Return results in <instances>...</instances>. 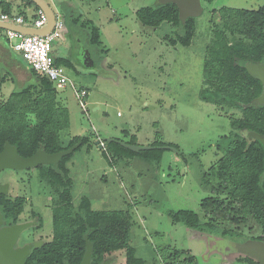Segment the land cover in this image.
I'll use <instances>...</instances> for the list:
<instances>
[{
	"label": "rangeland",
	"instance_id": "obj_1",
	"mask_svg": "<svg viewBox=\"0 0 264 264\" xmlns=\"http://www.w3.org/2000/svg\"><path fill=\"white\" fill-rule=\"evenodd\" d=\"M71 1L77 14L91 19L99 31L98 43L89 42V29L83 27L64 37L66 43H52L51 54L61 55L68 44L65 53L72 67L63 65L66 74L74 87L88 91L85 109L72 85L58 94L70 115L69 126L59 131L61 145L66 149L74 137H88L65 159L74 203L85 195L94 210L128 211L129 243L143 264H254L255 260L246 259L248 255L234 250L242 240L227 242L232 249L221 235L190 228L171 214L190 209L202 215L200 201L210 195L214 182L211 167L222 154L217 143L223 135H233L229 116L239 114L200 98L205 50L212 35L211 9H253L263 6L264 0H202L204 11L193 17L195 31L190 43L174 45L167 38L175 36L177 26L166 21L148 25L135 14L156 0ZM65 8L61 13L72 30L75 22ZM85 53L92 65H85ZM21 87L18 83L11 86ZM105 134L138 145L160 141L176 151L164 148L159 162L140 153L144 150L115 158L105 145L95 144ZM42 169H4L0 182L9 184L10 195L25 197L24 219L33 214L41 219V228L29 230L33 237L49 240L52 198L49 186L40 178ZM224 226L248 239L264 238V231L251 219L238 227ZM110 256L115 264L125 263L124 250Z\"/></svg>",
	"mask_w": 264,
	"mask_h": 264
},
{
	"label": "trees",
	"instance_id": "obj_2",
	"mask_svg": "<svg viewBox=\"0 0 264 264\" xmlns=\"http://www.w3.org/2000/svg\"><path fill=\"white\" fill-rule=\"evenodd\" d=\"M27 3L35 5L32 0ZM0 6L4 10L8 8L3 2ZM135 14L148 25L158 26L166 21L177 26L175 36L167 38L172 45L190 43L195 31L194 18L188 17L182 23L177 6L170 2H156L137 9ZM73 21L89 29L91 44L99 42L98 27L91 21L80 20L79 16H74ZM209 23L212 35L205 50L200 98L222 110H237L239 114L229 116L230 125L235 129L233 135H223L217 143V150L222 154L211 167L214 182L210 195L200 201L202 215L190 209L178 210L171 215L175 221L190 228L245 240L248 236H242L224 224L238 227L251 219L264 231V145L248 136L249 131L264 135V104L253 102L261 92V83L245 69L247 62L264 63V5L253 9L213 8ZM70 61L65 57L55 59L57 64L72 67ZM30 72L33 82L0 100V151L8 141L23 157L32 155L40 147L48 153L64 149L59 131L70 123L69 110L58 98L60 89L46 76L33 69ZM80 138L74 137L69 146ZM87 140L88 137L83 136L81 144ZM104 145L115 158L135 154L116 141ZM151 145L154 148L140 153L159 162L164 151L161 146L166 143L155 141ZM66 158L67 155L61 157L56 164L39 165L44 167L40 178L49 186L52 198V236L43 245L31 248L26 263L79 264L85 252L84 236L87 235L92 243L90 264H100L105 259L110 260L108 264H115L110 255L117 250H124V264H143L129 243L131 217L128 211L94 210L85 195L74 203ZM24 204L23 196L0 194V211L9 224L18 221ZM41 226L39 219L34 228ZM246 259L255 260L249 256ZM188 260L192 261L193 257L189 256Z\"/></svg>",
	"mask_w": 264,
	"mask_h": 264
},
{
	"label": "water",
	"instance_id": "obj_3",
	"mask_svg": "<svg viewBox=\"0 0 264 264\" xmlns=\"http://www.w3.org/2000/svg\"><path fill=\"white\" fill-rule=\"evenodd\" d=\"M38 8L42 9L47 15V23L42 28H31L22 25L14 24L12 22L3 21L0 19L1 29H11L20 31L26 34H35L39 36H45L50 33L54 27L56 19V11L52 5L46 0H32ZM158 3H173L177 6L178 17L182 23L188 17H198L204 11V7L201 0H156ZM72 30H70L71 33ZM69 35V34H68ZM88 65H92L89 60ZM246 71L257 77L261 83V92L255 98L258 104H264V63L263 62H247L245 64ZM249 138L258 139L264 145V135L254 131L248 132ZM103 140L116 141L123 147L130 149L133 152H139L141 150L152 149V145H138L135 143H126L120 139L111 137L107 134L104 135ZM82 137L73 145L66 149L59 150L54 153H48L43 147L38 148L32 155L23 157L17 152V148L6 141L3 145V149L0 151V171L4 169L22 170L26 168L37 167L42 164H56L59 162L61 157L71 153L76 147L81 144ZM95 144L99 143V140H95ZM162 148H168L176 151L173 146L165 145ZM8 190L7 183H0V193H6ZM2 223V216L0 213V224ZM31 222H20L15 223L8 227L0 228V264H25V258L30 252L31 246L38 247L41 245L40 242H34L32 244H25L21 247H14V244L20 235V233L34 224ZM85 239V252L79 264H90L92 243L88 240L87 235ZM235 250H238L249 257L255 259L258 264H264V238L262 239H247L241 243L236 244ZM109 259H105L100 264H108Z\"/></svg>",
	"mask_w": 264,
	"mask_h": 264
},
{
	"label": "built area",
	"instance_id": "obj_4",
	"mask_svg": "<svg viewBox=\"0 0 264 264\" xmlns=\"http://www.w3.org/2000/svg\"><path fill=\"white\" fill-rule=\"evenodd\" d=\"M0 19L14 24L31 28H42L47 23V15L42 9L37 8L31 21L24 19L21 15L0 13ZM66 29L64 17L56 12L55 24L50 33L45 36L26 34L20 31L4 29L5 37L11 48L19 52L27 65L42 76H46L57 89H62L68 84L72 85L63 65L57 64L51 55L52 43L62 39L63 31ZM73 86V85H72ZM74 93L81 108L85 109V97L88 91L84 88L74 87ZM101 146L103 140L99 139Z\"/></svg>",
	"mask_w": 264,
	"mask_h": 264
},
{
	"label": "crops",
	"instance_id": "obj_5",
	"mask_svg": "<svg viewBox=\"0 0 264 264\" xmlns=\"http://www.w3.org/2000/svg\"><path fill=\"white\" fill-rule=\"evenodd\" d=\"M50 5H52L56 12L61 13L62 6H66L68 11L72 15V17H78L80 20H89L93 24L94 22L89 18H84L82 14L75 11L73 1L71 0H46ZM81 4H87L90 0H77ZM3 2L7 4L8 8L4 10L3 6H0V13H8L11 15H21L24 19L31 21L34 16L35 11L37 10L38 6L28 4L27 0H0V3ZM34 3V2H33ZM35 4V3H34ZM136 12V11H135ZM62 14V13H61ZM64 17V16H63ZM65 19V18H64ZM96 26V25H95ZM66 29L63 31L62 39L59 41L62 42L70 33V29ZM80 29L79 23H75L71 34L76 33L77 29ZM87 28V27H83ZM90 42V41H89ZM69 50L66 51V53ZM54 52V51H53ZM64 51V55L62 54H51L54 59L57 57H65L70 59ZM87 61L90 60V55L88 53L84 54ZM71 60V59H70ZM30 67L27 65L25 60L23 59L22 55L13 50L5 37L4 29L0 28V100H3L9 96V94L16 89L19 88H11L13 83H18L20 85L26 86L29 84L31 80H33L32 74L30 72ZM11 84L10 87H5L7 84ZM6 91V92H5ZM99 138V136H97ZM117 138V137H114ZM119 138V137H118ZM125 261V258H124ZM124 264V263H123Z\"/></svg>",
	"mask_w": 264,
	"mask_h": 264
},
{
	"label": "flooded vegetation",
	"instance_id": "obj_6",
	"mask_svg": "<svg viewBox=\"0 0 264 264\" xmlns=\"http://www.w3.org/2000/svg\"><path fill=\"white\" fill-rule=\"evenodd\" d=\"M202 1V0H201ZM64 23H65V19H64ZM65 27H66V25H65ZM68 30L70 29V28H67ZM66 43V42H65ZM68 45V44H67ZM67 45H65L64 44V51L66 52L67 50H69L68 49V47H67ZM84 62H85V65H87L88 64V62L89 61H87L86 60V58H85V56H84ZM101 140H103V139H101ZM103 142H104V140H103ZM104 144H105V142H104ZM27 169V168H26ZM0 183H2V184H4L3 182H0ZM8 184V183H7ZM50 193V192H49ZM0 194H5V195H9V196H11V197H14V196H12V195H10V193H9V184H8V190H7V192L6 193H0ZM51 195V194H50ZM15 196H20V195H15ZM24 197V196H23ZM25 198V197H24ZM0 213H1V216H2V223L0 224V228L1 227H8V226H11V225H13V224H15V223H20V222H31V221H34L35 220V223L34 224H32V225H30L29 227H27L26 229H24L21 233H20V235L18 236V238H17V240H16V242H15V244H14V247H21V246H23V245H25V244H32V243H34V242H40L41 243V245H43L45 242H47L48 240H44L43 238L41 239V238H39V239H37V238H34L33 237V235L29 232V230L31 229V228H34L37 224H38V221H39V217L35 214H33V217L32 218H29V219H24L23 218V216H19V219H18V221L17 222H15V223H13V224H9L8 223V219H7V217H5V215L0 211ZM22 214V213H21ZM42 227V226H41ZM41 227H39V228H41ZM39 228H34V229H39ZM51 230H52V228H51ZM249 237H247L245 240H247ZM251 239H261L260 237H250ZM231 239H233L234 241H237L238 242V239H236V238H227V237H222V241L224 240L225 241V244H227V245H229L231 248H232V246L230 245V244H228L227 242H230L231 241ZM50 240V239H49ZM232 240V241H233ZM223 241V242H224ZM242 241H244V240H242ZM40 245V246H41ZM34 246H31V248H33ZM39 247V246H38ZM31 248H30V250H31ZM232 249H234V248H232ZM235 250V249H234ZM30 253V252H29ZM28 256V255H27ZM26 256V257H27ZM25 264H35V263H26V258H25Z\"/></svg>",
	"mask_w": 264,
	"mask_h": 264
}]
</instances>
